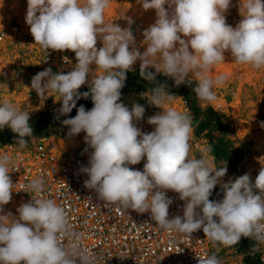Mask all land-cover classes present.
<instances>
[{
	"label": "clouds",
	"instance_id": "clouds-1",
	"mask_svg": "<svg viewBox=\"0 0 264 264\" xmlns=\"http://www.w3.org/2000/svg\"><path fill=\"white\" fill-rule=\"evenodd\" d=\"M108 4L109 0H27L25 22L35 44L45 52L70 50L76 58L66 74H53L51 68L37 73L31 89L41 97L49 92L58 95L62 115L70 113L81 97L90 96L94 105L87 111L80 106L74 117L62 121L69 136L84 132L93 150L89 165L81 169L88 176L85 187L122 210L150 212L162 230L191 237L202 229L217 247H233L247 237L255 241L253 251H260L264 248V167L254 183L247 173L222 183L226 163L214 168L207 156H190L192 116L164 107L174 99L164 84L151 88L150 99L146 97L150 105L162 109L148 118L154 126L150 133L136 126L145 108L138 103L129 108L119 101L126 73L138 60L139 75L150 83L157 74L173 79L176 86L196 76L194 92L209 103L215 99L213 89L225 77L213 80L207 73L226 60L225 53L237 64L264 68V0H240L242 19L235 27L226 23L231 0H142L145 11L156 13L155 22L143 32L142 53L135 46L130 17H123L129 25L125 28L105 21ZM97 71L103 74L96 75ZM86 83L90 90L80 93ZM29 120V111L0 102V129L8 127L17 134L20 150L33 136ZM142 160L143 171L130 167ZM14 163L8 153H0V264H95L92 254L81 248V234L72 230L66 208L40 195L45 191L42 176L27 185L36 197L17 208L18 216L4 213L16 185L9 175ZM217 184L223 199L210 200ZM169 190L184 201L183 216L169 218L173 203L166 195ZM62 237L69 243H62ZM198 264L223 262L212 253Z\"/></svg>",
	"mask_w": 264,
	"mask_h": 264
},
{
	"label": "built area",
	"instance_id": "built-area-1",
	"mask_svg": "<svg viewBox=\"0 0 264 264\" xmlns=\"http://www.w3.org/2000/svg\"><path fill=\"white\" fill-rule=\"evenodd\" d=\"M15 38L20 48L21 45L28 44L27 52L38 55L36 64L27 74L30 85L32 78L47 68H51L53 74L58 72L66 74L76 63L74 53L69 50L45 52L35 44L33 36L26 32L18 31ZM251 70L255 74L253 87L259 100L258 113L261 118L257 119L254 136L248 137L247 133L242 138V143L246 146L245 152L227 167L222 183L246 173L250 174L254 183L259 170L264 167V68ZM30 92L38 95L35 90L31 89ZM45 95L54 103L59 98L52 92ZM119 102L129 108L134 103L142 105L145 108L144 116L136 122V126L143 133L154 130V126L148 123V118L161 112L160 108L150 105L148 100ZM209 105L214 108L212 102ZM217 107H220L219 103ZM193 121L190 156L198 158L203 154L209 159L212 149L206 146V151L203 150L202 146L206 139L202 133L194 131ZM84 136V132L78 134L77 140L72 142L73 148L67 149L46 135L29 139L28 146L23 150H20L16 143L1 147L0 153H8L15 161L14 165L10 166L9 173L13 184H16L11 201L18 203L19 207L29 202L31 197L35 198L36 193L27 185L33 178L42 176L45 180V191L40 195L52 198L66 208L72 230L81 234V248L92 254L95 264H198L199 259L212 254L214 245L202 229L194 232L191 237L176 231L162 230L152 220L150 212L139 214L131 209L122 210L101 201L94 190L86 188L84 181L88 176L81 169L89 165L93 150L86 144ZM143 165L144 160L130 167L143 171ZM256 191L258 194V190ZM166 195L173 200L169 207V218L183 216L184 201L179 199V194L169 190ZM221 196L223 197L221 184H217L209 199L220 201ZM61 242L69 243L63 237ZM247 244L250 245L256 261L264 264V248L254 252L255 241L250 238H247Z\"/></svg>",
	"mask_w": 264,
	"mask_h": 264
},
{
	"label": "rangeland",
	"instance_id": "rangeland-1",
	"mask_svg": "<svg viewBox=\"0 0 264 264\" xmlns=\"http://www.w3.org/2000/svg\"><path fill=\"white\" fill-rule=\"evenodd\" d=\"M141 3L142 0H109L105 9V21L117 23L125 28L129 25L123 17H130L134 21L131 29L135 37V46L142 53L146 48L143 44V32L155 22L156 13L152 9L145 11ZM239 4L240 0H231V5L225 13L226 23L233 27L242 19ZM165 7L169 6L165 5ZM26 11L27 0H0V102L9 101L18 109L30 112L29 124L33 129V136L28 140L46 135L64 146L65 143L77 140V135H68L67 126L59 127L53 124L43 128L36 125L39 116L44 113L51 114L52 110L61 108L62 102L58 101L60 99L58 98L54 103L48 95L41 97L30 92L31 85L27 74L36 64L38 55L27 52L28 44L21 45L20 48L15 38L18 31L31 35L30 26L25 22ZM101 46L102 43L98 40L97 48ZM225 56L224 62L214 65L207 73L213 80L220 76L225 77L224 82L213 89L215 99L212 103L215 109L210 107L209 102L197 98L194 92L198 80L196 76L190 75L187 82L176 86L173 79L157 74L155 81L150 83L139 75V60L133 66V70L129 71L131 78L125 80L121 89V100L126 103L146 101V97L150 99L151 88L159 84L166 85L169 93L174 95V99L164 107L190 113L194 120V131L202 133L206 139V143L202 146L203 150L206 146L212 149L209 160L213 167L218 168L223 163L229 167L245 152L246 146L242 143V138L247 133L248 137L254 136L257 119L261 117L258 113L259 100L253 87L254 72L246 64H237L230 53H225ZM92 68L95 70V65ZM149 70L155 72L154 68ZM101 74H103L101 71L96 72V75ZM91 79L92 77L89 76L88 81L90 82ZM89 90V83H86L78 91L84 93ZM217 103L220 107H217ZM2 134L0 130V148L16 143V138L5 140ZM192 139L193 135H191ZM220 199L222 200L223 197L221 196ZM17 204L10 201L4 205V213L18 216ZM212 253H216L223 264H259L251 253L250 245L241 240L233 247L213 246Z\"/></svg>",
	"mask_w": 264,
	"mask_h": 264
},
{
	"label": "trees",
	"instance_id": "trees-1",
	"mask_svg": "<svg viewBox=\"0 0 264 264\" xmlns=\"http://www.w3.org/2000/svg\"><path fill=\"white\" fill-rule=\"evenodd\" d=\"M127 79L131 78L129 72L126 73ZM80 106H84L85 110H91V108L94 106L93 102L91 100V97L89 96L88 98H83L81 97L79 100H77L76 102V107L72 109V111L70 113H68L67 115H62L59 112V109H54L52 110L51 114L49 113H44L41 116H39L37 118L36 121V125L38 127H47L49 125H53L56 124L57 126L61 127V126H65L62 121L64 119H68V118H72L77 114V109ZM210 114V113H209ZM212 115V114H211ZM217 119V118H216ZM218 121V119H217ZM1 132L3 133L1 136L3 137V139L5 140H9V139H14L17 138V134L13 133L11 131L10 128L5 127L4 129H0Z\"/></svg>",
	"mask_w": 264,
	"mask_h": 264
},
{
	"label": "bare ground",
	"instance_id": "bare-ground-1",
	"mask_svg": "<svg viewBox=\"0 0 264 264\" xmlns=\"http://www.w3.org/2000/svg\"><path fill=\"white\" fill-rule=\"evenodd\" d=\"M72 142H73V140H72ZM72 142H70V143H65V145L64 146H62L64 149H67V148H73V145H74V143H72ZM75 142V141H74ZM70 154L72 153V151H70L69 152Z\"/></svg>",
	"mask_w": 264,
	"mask_h": 264
},
{
	"label": "water",
	"instance_id": "water-1",
	"mask_svg": "<svg viewBox=\"0 0 264 264\" xmlns=\"http://www.w3.org/2000/svg\"><path fill=\"white\" fill-rule=\"evenodd\" d=\"M247 240V237H241V241L245 242Z\"/></svg>",
	"mask_w": 264,
	"mask_h": 264
},
{
	"label": "crops",
	"instance_id": "crops-1",
	"mask_svg": "<svg viewBox=\"0 0 264 264\" xmlns=\"http://www.w3.org/2000/svg\"><path fill=\"white\" fill-rule=\"evenodd\" d=\"M243 243L247 244V240L245 242H243Z\"/></svg>",
	"mask_w": 264,
	"mask_h": 264
}]
</instances>
